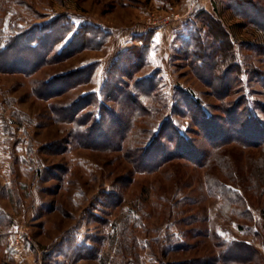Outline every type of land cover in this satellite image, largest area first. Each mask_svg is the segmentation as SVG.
Wrapping results in <instances>:
<instances>
[{"label":"rangeland","instance_id":"rangeland-1","mask_svg":"<svg viewBox=\"0 0 264 264\" xmlns=\"http://www.w3.org/2000/svg\"><path fill=\"white\" fill-rule=\"evenodd\" d=\"M199 2L0 3L5 40L54 21L73 26L74 32L93 26L110 35L101 50L85 49L33 74L0 72V264H264V146L227 143L210 151L190 119L173 112L179 88L201 101L209 115L219 114L216 106L221 103L211 88L178 54V40L190 28L187 23L204 11H193L191 6ZM216 4L223 16L215 12ZM188 5L194 13L187 17ZM212 15L231 34L242 67L240 85L227 101L244 97L264 121V86L258 79L264 75V34L249 27L233 29L238 22L229 19L220 0H212ZM140 35L150 40V52L137 77L159 73L168 110L137 119L131 143L119 139L115 142L120 148L103 149L96 138L98 146L87 147L79 137L81 130L89 131L99 104L72 117L65 111L101 91L119 53L140 45ZM72 36L54 53L62 52ZM250 44H256L254 53L247 49ZM92 65L96 68L90 82L64 85L62 78L72 82L66 80L70 74ZM53 78L58 81L52 92L60 91L49 95L42 85ZM97 102L104 104V97L98 96ZM107 106L126 123L118 103ZM86 119L88 127L79 129ZM165 120L211 153L205 165L173 160L149 171L134 165L131 150L147 145ZM105 124L100 136L119 129L116 123ZM21 227L31 239L19 243ZM229 247L237 251L233 261H226ZM77 248L81 259L74 261Z\"/></svg>","mask_w":264,"mask_h":264},{"label":"trees","instance_id":"trees-1","mask_svg":"<svg viewBox=\"0 0 264 264\" xmlns=\"http://www.w3.org/2000/svg\"><path fill=\"white\" fill-rule=\"evenodd\" d=\"M3 1L0 0V3ZM220 1L223 2V11L229 13V19L238 22L232 26L233 29L249 27L264 34V0ZM214 10L216 13H222L217 4ZM56 23L54 21L45 26H35L27 32L13 36L10 40H5L3 23L0 22V72L30 75L50 62L61 61L85 49L101 50L110 38L109 34L93 26H86L74 32L73 26ZM187 25H190V28L187 29L185 36L178 40L180 45L178 54L188 63L193 74L211 88L214 97L221 104L216 106L219 113L217 116L209 115L201 101L195 99L189 92L177 88L175 90L177 101L173 112L190 119L192 125L198 129V135L203 137L211 148L210 151L222 148L227 143H243L246 147L254 148L264 146V121L247 103L248 100L243 97L236 102L227 101L242 80V67L235 57L236 50L231 34L220 19L205 11L198 14L195 22H188ZM71 33L73 36L62 52L54 53L56 47ZM136 39L140 45L119 53L115 69L108 74L110 78L108 77L101 91L80 98L70 106L69 111H65L72 117L94 103L99 104L98 110L92 112L94 120L89 131L81 130L79 137L87 147L98 146L95 145L96 138L103 143L99 144L101 147L104 146L103 149L120 148L121 145L117 144L119 141L115 142L119 139L122 143H131L129 135L135 131L137 119L155 114L160 116L162 112L168 110L166 102L160 95L162 81L158 77L159 73L146 78L137 77L147 65L150 40H147L145 35H140ZM256 48V44L247 46L248 51L252 53ZM95 68V65L82 68L75 74H70L71 80L66 79L72 82H66L65 78H62V81L65 86L86 84L91 81ZM258 77L264 86V75ZM57 81L58 79L53 78L44 83L42 89L49 95L58 94L60 90L52 92V87ZM98 96L104 97V104L97 102ZM111 101L118 103L120 112L126 115V123H123L125 118L122 121L117 115V110L107 106V102ZM89 121L82 120V125L78 128H87ZM105 121L116 123V128L119 129L100 136L105 128ZM258 137H262V140H257ZM197 143L183 134L175 124L172 125L169 120H165L157 135L153 136L147 145L142 147V144H139L140 147L132 149L130 154H133L132 161L140 171L155 170L173 160L202 164L204 161L207 162L211 153L202 151ZM80 251L78 248L74 251L77 255L74 261L81 259ZM227 251L228 257L231 258L227 257L226 261L234 260L233 256H236L234 253L237 251L231 247ZM67 253L69 252H66L64 257L68 255Z\"/></svg>","mask_w":264,"mask_h":264},{"label":"crops","instance_id":"crops-1","mask_svg":"<svg viewBox=\"0 0 264 264\" xmlns=\"http://www.w3.org/2000/svg\"><path fill=\"white\" fill-rule=\"evenodd\" d=\"M189 7L190 6L188 5V12H186L187 17L192 15V13H194L192 11H189V9H190ZM191 7H193V11H195V9H197V7H201L200 9H202V10L204 9L205 12L212 14V0H200L199 3H194ZM185 19L187 20V18H185ZM182 21H185V20H182ZM132 44H133V42L131 44H128L127 46L132 45Z\"/></svg>","mask_w":264,"mask_h":264},{"label":"built area","instance_id":"built-area-1","mask_svg":"<svg viewBox=\"0 0 264 264\" xmlns=\"http://www.w3.org/2000/svg\"><path fill=\"white\" fill-rule=\"evenodd\" d=\"M20 232H21L22 236L18 237V242L19 243L23 242L25 239L26 240H30L31 239V234L24 227H21V231Z\"/></svg>","mask_w":264,"mask_h":264}]
</instances>
